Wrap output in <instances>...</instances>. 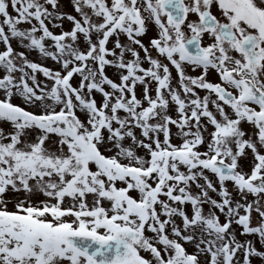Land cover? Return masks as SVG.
<instances>
[{
  "label": "snow or ice",
  "instance_id": "obj_1",
  "mask_svg": "<svg viewBox=\"0 0 264 264\" xmlns=\"http://www.w3.org/2000/svg\"><path fill=\"white\" fill-rule=\"evenodd\" d=\"M0 264H264V0H0Z\"/></svg>",
  "mask_w": 264,
  "mask_h": 264
}]
</instances>
